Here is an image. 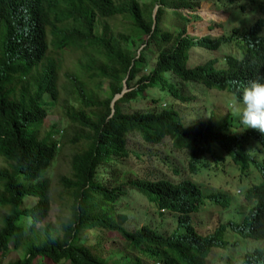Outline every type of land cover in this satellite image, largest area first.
Returning <instances> with one entry per match:
<instances>
[{"label": "trees", "instance_id": "1", "mask_svg": "<svg viewBox=\"0 0 264 264\" xmlns=\"http://www.w3.org/2000/svg\"><path fill=\"white\" fill-rule=\"evenodd\" d=\"M201 1L0 0V264L11 252L18 254L11 264H205L212 250L227 260L238 240L264 237V0H209L229 11L240 30L191 36L186 27L199 20ZM242 15L251 19L247 29ZM117 18L126 22L122 32L108 23ZM231 45L239 54L225 57L223 66L215 58L188 68L192 50L216 53ZM74 54L61 89L63 56ZM199 93L236 103L237 124L232 113L216 110L207 120L186 122L177 105ZM46 99L63 110V131L44 129ZM145 100L160 110L122 109ZM135 137L149 148L168 141L186 154L187 175L174 170L177 183L99 181V168L145 158L128 149ZM65 147L71 148L67 171L56 182L63 213L51 225L45 223L52 203L48 172ZM209 173L249 181L231 201L202 188L198 178ZM133 194L159 217L171 214L173 228L126 229L128 217L118 208ZM228 211L225 223L200 232L203 215ZM109 235L121 239L122 251H104ZM241 264H264V251L244 254Z\"/></svg>", "mask_w": 264, "mask_h": 264}, {"label": "rangeland", "instance_id": "2", "mask_svg": "<svg viewBox=\"0 0 264 264\" xmlns=\"http://www.w3.org/2000/svg\"><path fill=\"white\" fill-rule=\"evenodd\" d=\"M116 2L124 0H115ZM144 1V0H142ZM240 3H243V0H237ZM186 11H184L185 13ZM235 16L241 18L239 14L234 13ZM195 15L198 16L199 20L191 22L186 27L187 34L196 37L211 36L218 37L223 34L228 36L231 34L233 27L238 26V21H231V13L229 11H224L221 9H216L214 4L209 1H201L198 7L195 10ZM239 20V19H238ZM243 25L242 28L247 29L248 25L251 22V19H248L246 16L242 15ZM109 25L115 28V32H122L123 27L126 25L122 19L117 18L114 21H109ZM134 49V48H133ZM138 51L140 48H137ZM239 52L235 46H224L219 49L216 53L206 52L203 49H194L190 53V60L188 68H194L198 65H203L209 60L217 58L221 63L219 66H223V59L228 56H238ZM145 55L148 57V63L152 67L153 57L149 55L148 51L145 52ZM77 56L74 55H65L63 56V65L64 68L62 73H60L59 85L62 89L63 86L68 85V79L66 78L65 72L71 70L67 68L71 66L72 63L75 64ZM105 87V85H103ZM104 89V88H103ZM106 89V88H105ZM104 89V91H105ZM186 94L191 91L185 90ZM153 91H150L147 95L151 94ZM155 95L157 96L158 93ZM155 96V97H156ZM187 96V95H186ZM195 96V100L190 102L187 106H179L177 108L182 109V114L185 117L186 122H193L194 120H207L210 116L211 111L216 110L219 116H222L224 113H232L234 123L237 124L239 117L238 106L236 103H228L224 101V97L217 93H199ZM151 97V96H150ZM118 97L113 99L116 100ZM148 100L133 102L130 106H122L124 111L133 112L136 110L145 112V111H159L160 108L152 107L147 108ZM230 104V105H229ZM44 107L48 111V115L44 120L43 127L46 131L52 130L53 132H60L67 128V123L65 122L63 110L56 104H52L48 99L45 100ZM147 108V109H146ZM243 130H237L238 133H241ZM60 133L54 135V138L59 139ZM128 149L134 153H139L144 155L142 161L137 162L133 156L128 159H123L119 161L112 168H99L98 180L99 181H108L112 185H119L126 181L127 179H142L148 177L149 180H168L177 183L178 180L173 176V171L176 170L178 173H182V177L187 175V157L181 151H176L172 148L171 144L168 141H164L160 146L147 147L139 138H134L128 142ZM71 148L65 147L61 155L57 158L56 162L52 165L51 169L48 172L49 176V185L52 196V203L48 213L45 223L55 225L61 217L63 211L62 207H59L60 196L58 194L59 188L56 187L57 179L60 175H64L67 171V165L69 161V155ZM122 166V170L119 171V167ZM229 167V165H226ZM212 173L203 174L198 178V181L203 183V189L207 193H224L227 197L234 200L239 194V183L240 179L237 173L232 175H215L212 176ZM137 199V195L133 194L127 201L125 209H123L124 201L119 206V212H126L128 217L127 222L124 224V227L130 231L138 229L144 225L151 228L159 230V232L168 231L173 228V218L171 214L164 213L162 217L158 216L155 208L149 206L144 199ZM243 202V199L239 200ZM28 204L33 203L32 200L27 201ZM235 205H237L235 203ZM220 209V208H219ZM214 209H211L209 213H212ZM205 214L202 218L198 219V224L201 226V233H211L216 227L220 224L222 225L227 221L230 216H226L224 212H217L214 215ZM232 215V213H228ZM99 231L94 233L95 236ZM93 236V237H94ZM95 238H90V241H94ZM264 241V240H263ZM254 248H260L264 250V242L260 243H251L248 242L245 244V247L236 248V252L229 256V259L224 261L222 258L219 259V251L212 250L205 261V264H240L243 255L246 252L253 251ZM103 249L105 252L112 251L114 249L123 250L121 239L116 235L105 236V242L103 243ZM231 251V250H230ZM122 253V252H120ZM120 253L117 254V257H120ZM18 258L16 252H11L9 255L4 257L1 261V264H11Z\"/></svg>", "mask_w": 264, "mask_h": 264}, {"label": "clouds", "instance_id": "3", "mask_svg": "<svg viewBox=\"0 0 264 264\" xmlns=\"http://www.w3.org/2000/svg\"><path fill=\"white\" fill-rule=\"evenodd\" d=\"M263 74H264V71L262 72V73H260L259 74V79H260V83L264 86V76H263ZM258 79V80H259ZM256 81L255 83H258L259 81ZM247 181H249V180H247ZM247 181L245 180V181H243V182H241V183H239V195H242V188H246L247 187ZM238 195V196H239ZM238 196H236V199L238 198ZM240 197V196H239ZM236 199H234V200H232V199H230L231 201H235ZM236 203V202H235ZM235 203H231L232 205H235ZM237 204V203H236ZM231 211V210H230ZM230 211H228V212H225L224 214H226V216H232V215H230V214H228V213H231ZM226 237L227 238H229L227 235H226ZM264 240V237L262 238V239H260L259 241H253V240H248V241H245V242H242V241H240V240H238L239 241V245L237 246V248L238 247H245V244L246 243H248V242H251V243H260V242H264L263 241ZM232 247V246H231ZM255 249H259V250H262V251H264L263 249H260V248H254L253 250H255ZM252 251H249V252H246V253H251ZM245 253V254H246ZM206 258L207 257H205V261H206ZM227 258V260L229 259V257H226ZM242 259H243V257H242ZM242 259H241V262H242ZM224 261H226V260H224ZM241 262H240V264H241Z\"/></svg>", "mask_w": 264, "mask_h": 264}]
</instances>
